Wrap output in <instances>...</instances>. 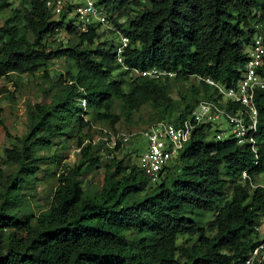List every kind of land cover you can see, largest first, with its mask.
<instances>
[{"label":"trees","instance_id":"obj_1","mask_svg":"<svg viewBox=\"0 0 264 264\" xmlns=\"http://www.w3.org/2000/svg\"><path fill=\"white\" fill-rule=\"evenodd\" d=\"M98 2L114 24L109 32L129 38L126 66L160 68L174 76H135L129 83L117 79L114 72L123 68L117 43L102 40L100 23L78 33L64 17L54 19L45 0H20L0 26V81L12 73L34 75L60 59L73 69L60 75L62 86L53 103L37 101L29 109L30 130L19 139L21 145L4 150L16 170L3 178L0 168V264H244L264 242V233L256 229L264 222V187L259 185L264 175V89L255 94L257 153L234 138L218 139L220 129L214 133L213 124H199L160 180L152 182L139 162L113 156L103 164L94 144L76 137L79 160L64 166L49 207L35 216L26 210L23 189L41 170L36 149L50 147L55 137L66 134L68 116H78L81 127H95L93 120L114 127L151 102L158 116L152 123L179 121L201 100L221 98L204 78L226 87L237 84L257 25L264 27V0ZM9 7L0 0V14ZM62 30L68 35L65 42L57 36ZM191 77L200 79L193 87L196 101L176 111L172 86ZM5 92L0 86V95ZM114 98L121 100L119 114L112 108ZM98 129L103 135L105 128ZM141 140V135L132 140L139 157L145 149ZM174 164L179 172L169 175ZM102 166V190L87 195L83 177ZM200 211L213 213L205 225L195 218Z\"/></svg>","mask_w":264,"mask_h":264},{"label":"rangeland","instance_id":"obj_2","mask_svg":"<svg viewBox=\"0 0 264 264\" xmlns=\"http://www.w3.org/2000/svg\"><path fill=\"white\" fill-rule=\"evenodd\" d=\"M7 1L10 3V7L0 14V26L10 16L12 9L18 7L20 4V0ZM143 1L149 2V0ZM74 15H76V12L73 13ZM71 19L73 17L67 18L66 22L69 23ZM124 20L121 19V22H124ZM126 27L128 26L126 25ZM101 28L104 31L102 40L114 39L118 44L122 33L113 34L106 27L102 26ZM57 36L63 40L64 37H67V34L65 31H62ZM70 69H73L71 64L68 61L65 62L60 59L54 61V63L50 62L48 66L42 68L43 71L47 70L48 73H43V71H39L34 75L12 73L8 77L1 79L0 86L6 87L8 90V92L0 95V168L4 171L3 178L16 170V166L8 162L4 150L6 148H12L15 145L20 146L19 139L29 132L31 124L29 109L37 101L48 104L53 103L62 86L60 75L65 76V73ZM114 77L117 79L123 77L128 83L134 78V76L132 77L121 69H117L114 72ZM199 82L200 79L197 77H191L186 80L179 79L174 82L171 96L175 101L176 111L196 101L193 94V87L199 84ZM125 89L129 90V86L126 85ZM120 106L121 100L114 98L112 108L115 113H121ZM90 116L89 118L92 117ZM157 118V112L153 109L151 102H148L141 109L134 112L131 120L122 118L114 127L103 121L96 122L92 118L95 127H81L78 116L73 118L68 116V120H70L69 124H66L64 127L66 134L55 137L52 146L36 149V155L41 159L39 162L41 170L37 173V179L23 189L22 201L26 206V210L35 216L49 207L51 194L58 186L59 175L64 169V166H73L79 160L80 149L77 145L76 137L83 138L87 143L92 142L95 146L94 153L102 156L103 164L113 156L118 160L126 158L127 162L138 163L140 152L134 148L132 140L135 136H140ZM99 127L105 128L108 131L122 132L129 137V141L119 150L114 149V147H109L101 141L103 139L101 138ZM217 129H223L229 132L231 124L223 117L219 124L213 126V132L215 133ZM211 138H213V135H211ZM143 141L141 140L138 144H144ZM178 172L179 169L174 164L169 175H175ZM104 179V166L86 174L83 177L86 194L93 195L100 192L104 184ZM261 180L264 181V175L261 177ZM212 216V211H200L195 215V218L201 225H205ZM260 232L264 233V226H262Z\"/></svg>","mask_w":264,"mask_h":264},{"label":"built area","instance_id":"obj_3","mask_svg":"<svg viewBox=\"0 0 264 264\" xmlns=\"http://www.w3.org/2000/svg\"><path fill=\"white\" fill-rule=\"evenodd\" d=\"M45 1L54 19L64 17L66 21L67 18L73 17L70 22L78 33L90 32L92 27L99 23L101 27L104 26L107 30L115 28L112 21L108 19V13L104 6L100 5L98 0ZM74 12H76V15L73 16ZM262 14L264 18V7ZM257 28L258 31L247 49L248 60L244 71L235 86L226 87L211 78H204L207 83L218 89L221 98L218 100H201L188 116L179 121H157L142 132L141 136L145 141V149L139 157V165L151 177L152 182L160 180L165 167L177 158L180 149L191 139L194 129L199 124H219L223 117L229 121L231 129H229V132L220 129L217 131L216 137L218 139L234 138L240 144H249L252 150L257 153L258 140L256 132L258 130L259 112L255 94L258 90L264 89V27L261 23L257 25ZM100 31H102V28H100ZM63 40L65 42L67 37H64ZM128 44L129 38L121 34L120 41L115 48L117 61L125 68L123 53ZM133 72L140 76L155 78L166 74L171 77L174 76L173 72L159 68L142 71L134 69ZM228 102L233 105H239V108L229 109ZM82 103L85 106L86 101L83 99ZM101 138L109 147H115L118 144L123 146L129 141V137L124 133L106 129H104V134L101 135ZM247 176V172L244 171L243 177L246 178ZM260 185L264 187V183ZM256 229L260 231L261 226ZM263 259L264 242H261L250 251L244 264H257Z\"/></svg>","mask_w":264,"mask_h":264},{"label":"clouds","instance_id":"obj_4","mask_svg":"<svg viewBox=\"0 0 264 264\" xmlns=\"http://www.w3.org/2000/svg\"><path fill=\"white\" fill-rule=\"evenodd\" d=\"M122 65V64H121ZM123 66V65H122ZM126 66V65H125ZM134 69H137V68H129L128 66H126V68L123 66V68H122V70H126V71H129V74L131 75V76H140V75H138V74H134V72H133V70ZM153 69V68H152ZM160 69V68H159ZM138 70H140V71H142L141 69H138ZM149 70H151V69H149ZM145 77V76H144ZM150 77V76H149ZM256 153V152H255ZM247 172V171H246ZM244 178V177H243ZM262 183H264V181H261L260 183H259V185L260 184H262ZM261 186V185H260ZM263 187V186H262ZM261 226V228H262V226H264V224H262V225H260ZM261 231V230H260Z\"/></svg>","mask_w":264,"mask_h":264}]
</instances>
